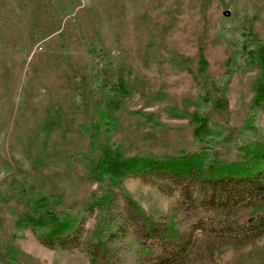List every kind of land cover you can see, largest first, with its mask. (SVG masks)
Segmentation results:
<instances>
[{
	"label": "rangeland",
	"instance_id": "rangeland-1",
	"mask_svg": "<svg viewBox=\"0 0 264 264\" xmlns=\"http://www.w3.org/2000/svg\"><path fill=\"white\" fill-rule=\"evenodd\" d=\"M255 39L264 40V0H0V191L27 179L68 203L84 198L87 126L99 104L114 117L108 136L126 156L197 151L202 144L180 114L208 110L188 70L203 43L209 75L227 98V110L213 117L239 142L261 139L264 112L249 107L255 71L244 49ZM232 144L214 149L233 159ZM163 183L136 176L124 188L162 221L181 203L159 191ZM12 210L0 202V264L88 263L83 245L76 252L42 246L14 225ZM94 226L88 217L82 237Z\"/></svg>",
	"mask_w": 264,
	"mask_h": 264
},
{
	"label": "trees",
	"instance_id": "trees-1",
	"mask_svg": "<svg viewBox=\"0 0 264 264\" xmlns=\"http://www.w3.org/2000/svg\"><path fill=\"white\" fill-rule=\"evenodd\" d=\"M207 48V43L198 47L188 70L208 110L195 107L180 114L188 119L193 137L202 144L197 151L165 157L126 156L108 136L114 117L99 104L97 117L87 126L83 154L86 181L91 187L88 194L72 204L61 194L36 187L34 180H9L0 191V202L13 206L14 225L29 230L50 250L76 252L83 245L87 264L264 261V136L239 142L232 128L219 125L213 117L214 112L227 110V98L222 86L209 75ZM244 49L246 65L255 71L249 107L264 112V40L255 39ZM116 86L123 92L121 76ZM115 95L122 97L117 92ZM117 97L106 105L110 110L109 106L119 103ZM222 141L233 143V159L214 149ZM148 175L164 182L157 185L161 193L169 197L176 193L181 199L162 221L147 215L124 188L128 178ZM90 216H94L95 226L83 238ZM116 242H125V246H116Z\"/></svg>",
	"mask_w": 264,
	"mask_h": 264
}]
</instances>
